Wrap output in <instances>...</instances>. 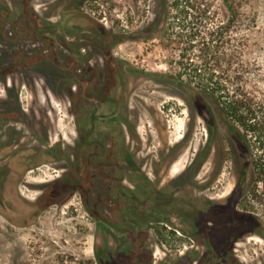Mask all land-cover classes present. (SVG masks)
<instances>
[{"label":"rangeland","instance_id":"374dc122","mask_svg":"<svg viewBox=\"0 0 264 264\" xmlns=\"http://www.w3.org/2000/svg\"><path fill=\"white\" fill-rule=\"evenodd\" d=\"M15 1L0 4L12 13L9 20L0 13L2 68L11 66L12 52L40 49L41 40L30 37L39 27L56 40L61 59L80 63L61 67L49 58L47 45L49 51L30 68L0 73L1 96L21 94L19 109L26 113L0 107V264H264V181L244 174L226 145L217 148L219 137L231 133L222 104L185 92L171 78L182 73L193 85L227 95V101L245 97L246 88L249 116L262 117L264 0H230L239 9L238 23L225 34L211 26L228 20L225 0H212L211 13L204 17L191 15L193 9L185 5L172 36L132 32V0H36L26 8L24 0ZM29 8L42 26L27 16ZM18 13L22 18L13 21ZM120 31L123 39L117 41ZM88 79L92 83L81 90ZM94 94L107 102L100 105ZM96 105L105 116L90 128ZM113 113L117 118L108 116ZM94 128L106 147L114 136L118 144L112 148L120 153L127 147L134 165L160 182L148 188V202L146 195H141L143 204L134 202L139 206L122 223L128 228L123 233L101 224L79 193L53 202L48 191L39 189V182L57 177L60 166L71 161L65 154L55 152L51 161L34 167L38 161L19 152L23 144L44 148L57 141L78 147L77 141ZM211 128L219 139L209 155ZM11 131H20L17 139ZM262 133L257 129L248 135L257 159H264ZM199 151L205 155L202 165L201 160L194 163ZM186 169L197 179L194 183ZM106 250L117 260L101 256V261L96 252Z\"/></svg>","mask_w":264,"mask_h":264},{"label":"flooded vegetation","instance_id":"af4514ba","mask_svg":"<svg viewBox=\"0 0 264 264\" xmlns=\"http://www.w3.org/2000/svg\"><path fill=\"white\" fill-rule=\"evenodd\" d=\"M76 1H79L81 3L83 2V4L88 2V0H76ZM32 3H36V0H24V3H23L24 8L30 7ZM0 4L17 5L15 0H3ZM7 10L8 12L5 11L4 8L0 9V13L2 14L6 13V15H4V20H9L12 16L11 11L9 9ZM22 15H23L22 13H18L17 17L13 18L12 20L18 21L22 18ZM27 16L34 18V20L40 17L37 15V12L31 10L30 8H29V13L27 14ZM46 48L44 52H46V50L49 51V49H46ZM48 48H52V46L49 45ZM77 53H78V50H77ZM63 68H66V67H63ZM44 74L47 75V73H44ZM87 82H89L88 83L89 85L92 83L91 79H88V80H85L83 84ZM14 84H17L15 83V80H14ZM106 85H109V83H107ZM83 90L86 91V88H83ZM75 92H77L76 89H75ZM74 96L71 95V97H74ZM93 96L98 98L100 105L101 103L107 102V100H105L99 94H94ZM0 99L3 103V105H0V107L6 108L9 110H12V108H14L16 109L15 112L19 113L20 116H26V113H23L25 111L23 109L21 110L19 109L21 107V103H20L21 94L7 92L5 95L1 96ZM93 114H94V119L90 120L91 121L90 128H93L92 126L95 125L97 118H102L103 116H105L99 111L98 105L94 106ZM108 116L110 118H117L116 113L109 114ZM12 118L13 120L17 119V117H12ZM229 130L231 129L229 128ZM19 132L11 131L10 133L11 135L16 134L15 138L14 137L13 138L17 139L18 138L17 134ZM216 133L217 132H214L213 129L211 128V133H209V137H208L210 148L207 154L209 153V155H211L212 151L216 150V144L214 140L220 138V145H218L217 148L221 147L225 149L224 145H226L227 150H228L227 152H229L232 155V160L233 161L235 160V164L237 163V165H239V161L236 158V149H235L236 134L235 132L231 130L230 134H225L223 137H219V138L217 137ZM112 138H114V136L110 138L111 139L110 148L106 147L104 145V142L100 138L95 137V128H94L93 130L89 129L82 136V139H79V141H77L78 147L65 146L64 143L60 141H57V142L48 141L49 143H47L46 145H43L44 148L39 147V146H34V145L30 146V145L23 144L20 146L19 152H20V155L25 156V158H27L28 160L36 159V161L38 162L33 165L34 167H39L51 161L55 152L60 155L65 154V156L67 158H70L71 161H68L66 164H63L62 166H60L62 168V173L58 174L57 177H54L53 179H49L45 182L44 181L39 182V185H40L39 189L44 190V192L48 191L49 193L47 197L50 198L53 202L57 199L60 202L61 201L65 202L66 201L65 198L72 197L75 193H79L82 198V203L87 208L88 212L94 215L101 222V224H103L102 222L109 224L105 221L109 219L113 222V223L111 222V224L109 225L113 226L115 229L123 233V231H128V228L122 225V223H124L126 219L132 218L133 215H135L134 207L139 206V205H135V203L137 204L144 203L143 199H141V195L143 196L146 195L147 197L146 202H148V200H150L149 195H147L148 188H151V187L155 188L156 185L159 187V184H157V182L159 181L150 177L148 170L146 169H144V174H143L140 168L142 167V165L140 167L134 165L133 152L128 150L127 147H126L127 149L123 148L124 152L121 151L120 153H118L119 150H117L118 149L117 147L112 148L114 147L115 142H116L115 139L114 141H112ZM15 143L13 142V144ZM117 144L118 143L116 142V146ZM17 154L19 153L17 152ZM202 156H203V152L199 151L196 154L194 163L201 160L200 165H202L204 162L203 159H201ZM163 159H161V161H164ZM175 161L176 160H174L172 164H174ZM147 162L148 161H145V167H146ZM71 164H72V167L69 168V165ZM188 169H186V172ZM70 172H72L71 173L72 175H69L71 176L70 177L71 179H69L68 175H66ZM132 172L138 178L135 179V175L134 174L132 175ZM187 173H188V176L192 175L191 171H188ZM132 176L134 180H132ZM141 178L143 180L142 183L140 182ZM151 180L153 181V183L151 182ZM192 180L194 183L195 182L194 180H197V179L193 177L192 175L191 181ZM60 181H63L66 183L65 186H63L62 188H59ZM74 181H76V183H74ZM126 182H135L136 186L141 189L131 188ZM59 198H63V200ZM170 201L171 199L168 200V205L171 204ZM102 208H105L103 209V212L111 213L113 214L115 218L108 217L105 213L102 214V212L99 213V210L101 211ZM109 251L112 254H109ZM96 253H97V257L101 261H102L101 256H105V258H108V260H112V261L117 260L116 255H114V252H112L111 250H106L102 253L98 251ZM97 262H98V259H97Z\"/></svg>","mask_w":264,"mask_h":264},{"label":"trees","instance_id":"16d2710c","mask_svg":"<svg viewBox=\"0 0 264 264\" xmlns=\"http://www.w3.org/2000/svg\"><path fill=\"white\" fill-rule=\"evenodd\" d=\"M134 9L130 12V22L132 24V32L139 33L141 31H148L149 36H155L158 32H166L170 36H172V32L174 34V30L172 31V28L175 27L174 23L175 21L180 17V14H182V11H185V5L191 7L193 9L192 14H202L208 15L211 13L210 8L212 4V0H132ZM187 1V3H185ZM225 7L229 13L228 20L223 23H218V25L213 26L214 32L221 30L222 34H225L232 25L238 23V13L239 9L237 5L234 3H231L230 0H225ZM143 5V7H142ZM188 13V12H187ZM141 18V23L137 22V17ZM39 22L38 24L42 26L41 18H36ZM61 26V22H60ZM36 36L30 35L31 38H38L41 40L43 45L39 47L40 49L37 52L33 53H25V49L23 50H17L15 52H12L10 54L11 60V66L5 68H2L0 65V73H8L10 71H21L26 70L32 66L35 62L37 63L40 61L44 56L45 53L43 49L47 47V45L52 46V52H50L49 58L51 60L57 62L61 67H67V68H75L77 64L80 62L78 59H71L69 61H65L61 59V55L58 54V48L56 45V40L52 39L51 36H47L45 32H41L42 29L36 28ZM48 29V28H47ZM48 30H52L51 26ZM163 30V31H162ZM177 32V31H176ZM121 34L115 35V39L117 41H122L121 35H124L123 32L120 31ZM176 36V35H175ZM177 37V36H176ZM17 41V39H13V42ZM41 43V44H42ZM80 53V51H78ZM5 53V52H3ZM151 74H158V73H151ZM160 75H163L166 77H170L168 73H161ZM172 79H175L177 84L187 93L192 94H198L199 96H205L208 97L213 102H219L222 104V110L226 113L228 118V126L229 128L235 132L236 134V158L239 161L240 169L245 173L250 172L252 174V178H255L257 180H263L264 181V159L262 158H256L254 156V150L252 149L251 139L248 138L249 132L251 130H259L263 132L264 136V111L262 117L255 116V119H253V116H249L248 111H250L249 106L247 105L248 98H249V90L245 88V97H240L238 99L229 100L228 96L225 94L217 95V90L214 89L212 91L208 90V87H203L201 85H193L192 81L187 80L182 73H179L177 76H172ZM88 83H85V87H81L87 89ZM69 89L73 91V88L71 85L67 86ZM225 96V99H222V97ZM244 102L246 106L244 107ZM244 107V108H243ZM244 126V127H243ZM244 128L245 132L241 133L240 131ZM262 136V135H260ZM264 141V139H263ZM72 172L66 174L68 175L69 179H71L69 175ZM71 182V181H70ZM73 182V180H72ZM76 183V181H74ZM60 187L62 188L65 186V182L60 181L59 182ZM107 223L111 224V220L107 219L105 220ZM113 223V222H112Z\"/></svg>","mask_w":264,"mask_h":264}]
</instances>
